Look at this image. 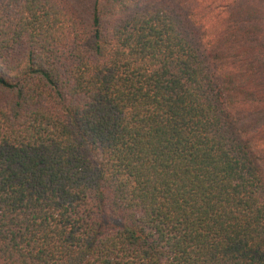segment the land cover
I'll return each mask as SVG.
<instances>
[{
    "label": "trees",
    "instance_id": "obj_1",
    "mask_svg": "<svg viewBox=\"0 0 264 264\" xmlns=\"http://www.w3.org/2000/svg\"><path fill=\"white\" fill-rule=\"evenodd\" d=\"M0 264H264V0H0Z\"/></svg>",
    "mask_w": 264,
    "mask_h": 264
},
{
    "label": "rangeland",
    "instance_id": "obj_2",
    "mask_svg": "<svg viewBox=\"0 0 264 264\" xmlns=\"http://www.w3.org/2000/svg\"><path fill=\"white\" fill-rule=\"evenodd\" d=\"M180 1V0H179Z\"/></svg>",
    "mask_w": 264,
    "mask_h": 264
}]
</instances>
